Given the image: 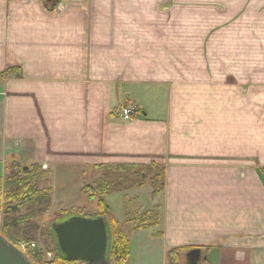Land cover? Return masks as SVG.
<instances>
[{"label": "crops", "instance_id": "crops-1", "mask_svg": "<svg viewBox=\"0 0 264 264\" xmlns=\"http://www.w3.org/2000/svg\"><path fill=\"white\" fill-rule=\"evenodd\" d=\"M171 1L0 0V163L53 177L156 163L164 190L147 212L159 224L132 222L130 264H167L183 247L211 248L210 264H264V145L251 160L248 95L227 82L221 107L218 81L179 73L171 24L186 17Z\"/></svg>", "mask_w": 264, "mask_h": 264}, {"label": "rangeland", "instance_id": "rangeland-1", "mask_svg": "<svg viewBox=\"0 0 264 264\" xmlns=\"http://www.w3.org/2000/svg\"><path fill=\"white\" fill-rule=\"evenodd\" d=\"M241 2L242 0L171 1L173 3L169 6L171 16L184 15L186 20L185 23L171 24L175 26L171 27V30L176 31L181 45L185 42V48L179 46L181 50L184 49L185 54L170 55V57L173 60L178 59L179 63H186L184 67L186 73L183 70L179 71L185 78L218 81L217 94L221 96L218 105L221 107L226 103L228 83L234 95H248L251 160L256 162L259 145H264V7L261 10L242 9ZM165 9V13L168 12V9ZM245 19L248 21H244ZM13 163L15 162L0 163L2 193L6 190L7 178L9 173H12L10 167ZM40 169L37 177L38 190L48 192V202L43 205L40 202L24 204L18 216L35 214L28 223L21 226L18 224V228L15 229L8 228L6 222L16 215L6 218L5 211L0 210V234L6 235L10 241L20 245L28 243L26 241L28 237L23 236V229L32 232L31 237L34 239L32 243L36 244V248L28 254L41 262H50L56 257L58 244L57 239L52 235L54 224L63 222L65 214L75 210L83 213L85 218H97L98 200L91 201L82 190L87 186H95L96 182L105 176V172L95 167L93 171L82 177L75 176L77 172L73 173V171L67 174L68 176L63 172L53 177L50 172L41 167ZM258 170L264 173L263 168L259 167ZM146 174L145 179L138 177L126 179L128 175L123 173L119 176L123 180L117 178L121 180V183L117 181L118 187H115L118 191L105 198L112 215L128 237L133 235L130 232L133 227L132 222L141 224L144 213L151 208L152 174ZM67 177L73 180H66ZM142 181L145 182L143 188H133V185ZM151 210L154 211H151L153 215L150 217L156 218L155 214L158 215L156 208L153 207ZM135 253L134 251L133 259ZM48 254L53 256L51 260H47ZM130 259L131 254L127 264H130ZM161 261L155 259L151 264H162Z\"/></svg>", "mask_w": 264, "mask_h": 264}, {"label": "trees", "instance_id": "trees-1", "mask_svg": "<svg viewBox=\"0 0 264 264\" xmlns=\"http://www.w3.org/2000/svg\"><path fill=\"white\" fill-rule=\"evenodd\" d=\"M13 72L6 71L3 76L7 77ZM99 171L105 172V176L102 177L95 186H87L82 191L85 196L91 201L98 200V216L97 218H103L107 223L108 229V251H107V262L109 264H127L131 254V241L125 231L121 228L118 221L114 218L111 213L110 207L107 204L105 198L111 194L117 192L118 183H121L119 176L126 173L129 179L131 177L145 179L147 174L151 175L150 184L153 189L152 198L155 199L164 190V177L165 169L162 166L152 163L148 166H114V165H102L96 166ZM11 174L7 178L6 190L2 193L0 191V210H4L6 218H10L13 215L15 217L7 220L6 225L8 228H18V224L25 225L35 214H28L26 216H18L20 208L28 204H36L38 202H48V192L44 193L38 190L37 177L41 171L39 165H33L28 168V171L21 167L17 163H13L10 167ZM111 173V175L109 174ZM120 178V179H117ZM117 183V184H116ZM145 182L142 181L133 188H143ZM131 188V189H133ZM49 191V190H48ZM153 212L149 211L144 213L142 217V223L138 225L136 229H150L159 224V216L156 218L150 217ZM84 217L80 211H73L65 214L62 221L68 220L72 217ZM152 219H154L152 221ZM12 222V223H9ZM60 222V221H59ZM23 236L26 238L28 243H32V232L23 229ZM22 234V233H21ZM5 239L11 242L14 246H19L4 234H1ZM52 235L55 237L52 229ZM211 248H196V247H183L171 249L168 252V263L167 264H210L207 261V254ZM27 257L33 264H84L78 260H70L60 251L58 244L56 250V257L50 262H41L33 256L27 254Z\"/></svg>", "mask_w": 264, "mask_h": 264}, {"label": "water", "instance_id": "water-1", "mask_svg": "<svg viewBox=\"0 0 264 264\" xmlns=\"http://www.w3.org/2000/svg\"><path fill=\"white\" fill-rule=\"evenodd\" d=\"M27 171V167L24 168ZM58 247L70 260L84 264L107 262L108 229L103 218L72 217L54 224ZM0 264H33L16 246L0 234Z\"/></svg>", "mask_w": 264, "mask_h": 264}, {"label": "built area", "instance_id": "built-area-1", "mask_svg": "<svg viewBox=\"0 0 264 264\" xmlns=\"http://www.w3.org/2000/svg\"><path fill=\"white\" fill-rule=\"evenodd\" d=\"M138 110L136 107L129 105L126 106L125 108L122 109L121 111V117L125 120V121H129L133 118V116H135L137 114ZM43 170H48V166L47 165H43L42 166ZM19 246V250L21 252H23L24 254H28L29 252H32L34 250V248H36V244L35 243H22ZM53 258V256L51 254L47 255V260H51Z\"/></svg>", "mask_w": 264, "mask_h": 264}]
</instances>
